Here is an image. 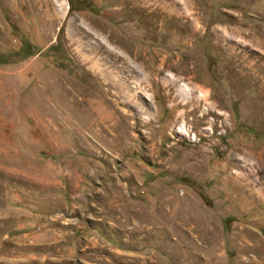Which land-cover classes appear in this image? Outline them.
<instances>
[{"label":"rangeland","instance_id":"374dc122","mask_svg":"<svg viewBox=\"0 0 264 264\" xmlns=\"http://www.w3.org/2000/svg\"><path fill=\"white\" fill-rule=\"evenodd\" d=\"M86 2L0 0V264H264V0Z\"/></svg>","mask_w":264,"mask_h":264},{"label":"trees","instance_id":"16d2710c","mask_svg":"<svg viewBox=\"0 0 264 264\" xmlns=\"http://www.w3.org/2000/svg\"><path fill=\"white\" fill-rule=\"evenodd\" d=\"M70 7L74 8V10H82L85 7V4L87 3L86 0H82V5L80 6H73L72 0H69Z\"/></svg>","mask_w":264,"mask_h":264}]
</instances>
